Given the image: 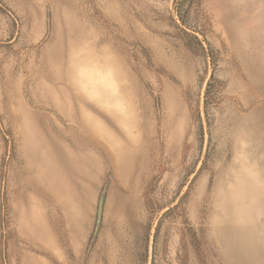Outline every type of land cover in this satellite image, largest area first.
<instances>
[{"label": "rangeland", "instance_id": "rangeland-1", "mask_svg": "<svg viewBox=\"0 0 264 264\" xmlns=\"http://www.w3.org/2000/svg\"><path fill=\"white\" fill-rule=\"evenodd\" d=\"M0 264H264V0H0Z\"/></svg>", "mask_w": 264, "mask_h": 264}, {"label": "water", "instance_id": "water-1", "mask_svg": "<svg viewBox=\"0 0 264 264\" xmlns=\"http://www.w3.org/2000/svg\"><path fill=\"white\" fill-rule=\"evenodd\" d=\"M104 203H105V195L102 194L101 197H100V200H99V204H98L97 221H96V233L99 230V227H100L101 222H102Z\"/></svg>", "mask_w": 264, "mask_h": 264}]
</instances>
